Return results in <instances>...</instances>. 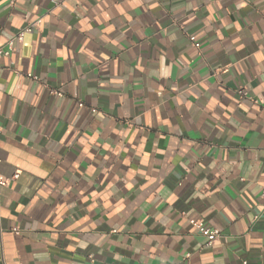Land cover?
Returning a JSON list of instances; mask_svg holds the SVG:
<instances>
[{
  "label": "crops",
  "instance_id": "0c3cea01",
  "mask_svg": "<svg viewBox=\"0 0 264 264\" xmlns=\"http://www.w3.org/2000/svg\"><path fill=\"white\" fill-rule=\"evenodd\" d=\"M38 18L0 58V264H264V0H0V46Z\"/></svg>",
  "mask_w": 264,
  "mask_h": 264
},
{
  "label": "built area",
  "instance_id": "2783aa9c",
  "mask_svg": "<svg viewBox=\"0 0 264 264\" xmlns=\"http://www.w3.org/2000/svg\"><path fill=\"white\" fill-rule=\"evenodd\" d=\"M39 24H40V18H38L32 22L27 23L15 35H13L11 38H9L3 45L0 46V58L2 56L9 54V51L12 49L14 40L21 41L26 33L32 32L35 28H37L39 26ZM52 92H55L58 95H61V92H59V91L52 90ZM5 182H6V179H0V185L5 184ZM263 196H264V194H263ZM189 223L199 233H201L202 235L205 236V238L207 240L206 241L207 244H210L211 241L219 235L218 229L205 226V224L198 218H190ZM12 231L17 233L18 229L16 227H13Z\"/></svg>",
  "mask_w": 264,
  "mask_h": 264
}]
</instances>
